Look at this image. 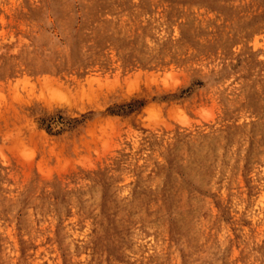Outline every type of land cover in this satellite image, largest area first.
<instances>
[{
	"label": "rangeland",
	"instance_id": "374dc122",
	"mask_svg": "<svg viewBox=\"0 0 264 264\" xmlns=\"http://www.w3.org/2000/svg\"><path fill=\"white\" fill-rule=\"evenodd\" d=\"M0 264H264V0H0Z\"/></svg>",
	"mask_w": 264,
	"mask_h": 264
}]
</instances>
